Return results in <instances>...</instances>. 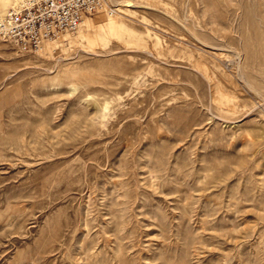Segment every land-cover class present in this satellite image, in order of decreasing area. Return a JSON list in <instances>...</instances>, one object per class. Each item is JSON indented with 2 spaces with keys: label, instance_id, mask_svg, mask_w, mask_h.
Masks as SVG:
<instances>
[{
  "label": "rangeland",
  "instance_id": "rangeland-1",
  "mask_svg": "<svg viewBox=\"0 0 264 264\" xmlns=\"http://www.w3.org/2000/svg\"><path fill=\"white\" fill-rule=\"evenodd\" d=\"M105 1L0 42V264H264V0Z\"/></svg>",
  "mask_w": 264,
  "mask_h": 264
},
{
  "label": "built area",
  "instance_id": "built-area-1",
  "mask_svg": "<svg viewBox=\"0 0 264 264\" xmlns=\"http://www.w3.org/2000/svg\"><path fill=\"white\" fill-rule=\"evenodd\" d=\"M105 0H23L0 16V42L21 54L75 31L86 17L106 11Z\"/></svg>",
  "mask_w": 264,
  "mask_h": 264
},
{
  "label": "bare ground",
  "instance_id": "bare-ground-1",
  "mask_svg": "<svg viewBox=\"0 0 264 264\" xmlns=\"http://www.w3.org/2000/svg\"><path fill=\"white\" fill-rule=\"evenodd\" d=\"M22 1H23V0H21V1H20L18 4H16L15 6L19 5ZM15 6H13V7H15ZM13 7H12V8H13ZM105 8H106L107 10L104 11V12H101V13H99V14L109 12V7H108L107 5H105ZM9 10H10V9H9ZM9 10H8V11H9ZM8 11H7V12H8ZM7 12H6V13H7ZM110 12H111L110 14H113L111 10H110ZM6 13H4V14H0V15L3 16V15H5ZM96 15H98V14H96ZM86 22H87V20H86V18H85L84 21L82 22V24H81V25H80L75 31H73V32H76V31H77V33H79V32L83 29V27L85 26ZM73 32H67V33H73ZM51 42H52V41L44 42V44L42 45L43 47L41 46L42 50L44 49V47H45V45H46L47 43H51ZM41 48H40V49H41ZM42 50H41V51H42ZM38 51H39V50H38Z\"/></svg>",
  "mask_w": 264,
  "mask_h": 264
}]
</instances>
